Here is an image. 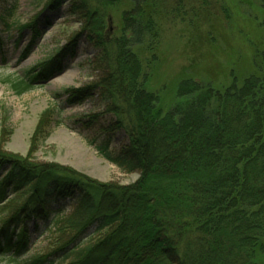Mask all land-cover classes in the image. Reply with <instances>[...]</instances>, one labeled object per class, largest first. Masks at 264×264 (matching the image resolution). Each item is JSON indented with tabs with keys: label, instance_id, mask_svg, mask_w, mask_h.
I'll use <instances>...</instances> for the list:
<instances>
[{
	"label": "trees",
	"instance_id": "1",
	"mask_svg": "<svg viewBox=\"0 0 264 264\" xmlns=\"http://www.w3.org/2000/svg\"><path fill=\"white\" fill-rule=\"evenodd\" d=\"M125 1L47 4L32 23L18 25L21 34L31 35L21 60L63 16L65 5L82 32L52 58L6 80L18 95L47 83L78 56L77 43L84 37L96 50L100 79L66 89V101L77 106L100 99L104 113L88 115L86 124L101 130L99 149L111 161L140 177L128 186L103 183L59 164L0 152V259L65 264L86 239L107 229L68 264H257L256 256L264 252V81L251 76L220 92L186 79L177 90L179 101L164 112L158 96L139 82L142 64L131 46L142 43L141 35H128L152 28L133 17L141 7L124 14L121 36L108 27L109 8ZM16 3L0 17L11 14ZM47 114L51 110L44 118ZM42 122L34 142L43 133ZM54 122L51 116L49 131ZM67 200L77 221L61 216L59 202ZM29 220L33 229L26 226ZM55 226L59 243L28 255Z\"/></svg>",
	"mask_w": 264,
	"mask_h": 264
},
{
	"label": "rangeland",
	"instance_id": "2",
	"mask_svg": "<svg viewBox=\"0 0 264 264\" xmlns=\"http://www.w3.org/2000/svg\"><path fill=\"white\" fill-rule=\"evenodd\" d=\"M14 1L0 0V14ZM16 1L11 14L0 17V37L4 39L0 51V152L16 154L34 163L59 164L103 183L132 185L140 173L125 172L111 161L99 149L101 130L85 122L88 115L104 113L100 99L92 97L77 106H70L66 101V89L94 85L100 79L96 50L84 37L77 43L78 56L55 76L75 69L71 83L52 84L54 77L18 95L6 80L10 75L52 58L82 32L80 20L69 14L65 5L63 16L54 20L29 56L21 60L31 35L27 30L21 34L18 25L32 23L54 0ZM137 6L142 12L133 17L144 27L148 23L152 25V28H145L144 35L140 31H136L137 34L128 32L133 38L138 34L142 38V43L131 46L142 64L139 82L146 91L158 96L157 106L164 112L179 101L177 90L186 79H195L220 92L234 81L241 86L251 76L264 81V0H126L108 10L111 19L108 27L115 36L125 32L124 14ZM46 14L50 16L51 12ZM46 110H51L55 119L50 131L51 116L48 113L44 118ZM41 122L43 133L34 142ZM70 203L69 200L59 202L61 216L74 215L75 209ZM72 217L78 220L77 216ZM26 226L33 229L34 221L29 220ZM40 228L44 229L42 225ZM106 232L107 229L100 236L96 234L86 239L62 263L75 260L83 253L82 249L93 245ZM59 237L57 231L43 234L28 255L46 253L59 243ZM262 244L264 246V238ZM255 262L264 264V252L256 256ZM0 264L19 263L0 259Z\"/></svg>",
	"mask_w": 264,
	"mask_h": 264
},
{
	"label": "bare ground",
	"instance_id": "3",
	"mask_svg": "<svg viewBox=\"0 0 264 264\" xmlns=\"http://www.w3.org/2000/svg\"><path fill=\"white\" fill-rule=\"evenodd\" d=\"M76 73L75 69L70 70L68 73L62 76L55 77L52 84L56 83H71L73 80V75Z\"/></svg>",
	"mask_w": 264,
	"mask_h": 264
}]
</instances>
